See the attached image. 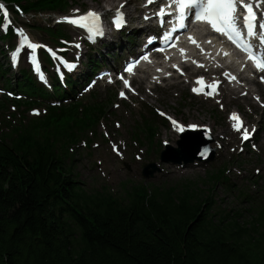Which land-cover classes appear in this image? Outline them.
Listing matches in <instances>:
<instances>
[{
    "label": "trees",
    "instance_id": "16d2710c",
    "mask_svg": "<svg viewBox=\"0 0 264 264\" xmlns=\"http://www.w3.org/2000/svg\"><path fill=\"white\" fill-rule=\"evenodd\" d=\"M58 136L0 145V264H264V206L240 224L197 187L88 194L57 155Z\"/></svg>",
    "mask_w": 264,
    "mask_h": 264
},
{
    "label": "snow or ice",
    "instance_id": "6c2138e0",
    "mask_svg": "<svg viewBox=\"0 0 264 264\" xmlns=\"http://www.w3.org/2000/svg\"><path fill=\"white\" fill-rule=\"evenodd\" d=\"M154 0H147V3L151 4ZM259 3H264V0H259ZM176 6V13L174 14L170 9L172 6ZM123 6H121L122 8ZM166 8L169 11H166ZM0 9L4 11V16H8V10L3 5L0 4ZM195 9L194 15L197 21L205 22L210 25V27L217 33H221L228 38V40L232 41L238 48L245 51L248 55V59L253 61L255 67L264 71V52H261L257 55L255 46L251 43V40L254 36H259V42L264 45V35H260L256 31L257 24V13L255 11L254 0H168V3L162 6L158 12V16L161 18V24L164 23L163 18L165 16L174 17V19L179 23L180 28H185V21L189 18V12ZM79 11L78 9L76 10ZM241 14H243L241 16ZM241 18L243 19V25L240 24ZM64 20L75 24L80 27H84L88 30L89 33H95L98 36L104 35V30L102 27V14L95 11L89 10L87 13L80 15L78 17H63ZM148 19V17H145ZM10 23V21H9ZM126 23L124 18V13L121 9L116 10V14L113 17L114 27L119 30ZM261 29H264V23L259 25ZM175 30V26H173V31ZM17 31L21 35V39L19 41V47L17 51L13 53V59L15 60L20 48H23L25 44H27L28 48L37 49L40 47L39 44L33 43L27 35L24 34L23 29H17ZM155 39V37L149 38V43ZM164 39H171V37L165 33ZM191 39V37H190ZM193 43L196 41L193 39ZM79 47V45H77ZM51 51V50H50ZM163 51V49H160ZM181 52H184V49H181ZM227 55V53H225ZM142 59L147 60L148 56H143ZM35 63V60H34ZM134 63H138L135 61L133 63H129L126 67V71L132 72ZM68 67L71 69H75L77 65L75 63H69ZM174 67H177L174 65ZM225 75H228L225 73ZM123 81L124 85L130 87V83L127 79H124L123 76L120 77ZM230 79H236L235 77H230ZM264 79V77H262ZM197 83L201 85V87L193 88L194 92H201L204 88H209L212 91L208 92L209 95L214 92L219 84V81L212 83L211 85H206L204 78L198 77ZM120 96L124 97L125 92L121 91ZM34 113H38V110H33ZM172 121L173 126L180 132H183L185 129V125L179 124L176 120L169 117ZM231 119L237 121L233 127L239 132L243 127V122L237 113L231 114ZM189 128H196V124L187 125ZM250 136L249 130L247 128L243 129L242 138L244 140H248ZM167 143V141H165ZM255 147V145H253ZM259 171V169L257 170Z\"/></svg>",
    "mask_w": 264,
    "mask_h": 264
},
{
    "label": "rangeland",
    "instance_id": "374dc122",
    "mask_svg": "<svg viewBox=\"0 0 264 264\" xmlns=\"http://www.w3.org/2000/svg\"><path fill=\"white\" fill-rule=\"evenodd\" d=\"M81 1L84 2L86 6L90 7H100L102 3L108 2V0H98L97 3H93L90 0ZM31 22L34 23L35 19H33ZM45 22L46 24H48L50 21L47 18L38 19L36 21V24H38L39 26H45ZM114 43H116L117 48L113 51H116L115 55L117 56L121 53L119 51V45H126V43L123 39L119 38L115 39ZM0 59L3 64L6 63L3 57L0 56ZM176 94V92L171 93L172 99L167 102L165 99H162V102L160 103L159 101H154L153 105L157 106L158 108H161L162 106L164 110L172 114L178 115L177 112H180V117L183 120L189 122L209 123L211 126L213 125L214 127L221 129L225 127L223 117L217 111L215 106L203 104L196 99L184 98L183 95L181 96V98L174 97ZM185 99L186 101H184ZM261 127L264 131V123H262ZM165 136L168 137L167 130L161 129L159 138L162 139ZM261 147L264 152V141L263 143H261ZM99 158H103V164L102 166L96 167L93 162L95 160H98ZM237 159L239 160V164L236 163ZM74 160L76 161L75 171L77 172L79 179L84 184L89 185L93 188H98L100 185H105L106 187L110 188L112 192L115 193L119 189L121 182L127 179L139 181L138 172L140 169V165H138V162H134L135 165L133 167V172L132 174L128 175L121 168V164L117 160L111 158L108 155H105V153L102 152L101 149L91 152L89 156H76L74 157ZM224 160H226L227 162L232 161L233 163L230 165V167L237 168L236 170L231 171L228 174L229 179H231L232 182L235 183L236 188L232 193H227L219 186H217L214 190L213 196L222 210L227 211L230 209L232 211H237V209H240V207L237 202L236 190H251L253 182H251L250 180L254 176V166H256L257 168H264V155L260 157V155L252 154L247 155L245 157L240 156L238 158L231 159L226 157ZM241 161L242 163H240ZM210 167L211 165L206 168L192 167L186 170H181L180 172H174L173 170L167 174H163L160 177L158 175L153 180V183H166L164 185H174L181 180H199V178H202V176L205 174V170ZM239 172H241V176L237 175ZM259 184L261 186V181H259ZM244 215L248 216L249 214L244 213Z\"/></svg>",
    "mask_w": 264,
    "mask_h": 264
},
{
    "label": "bare ground",
    "instance_id": "6f19581e",
    "mask_svg": "<svg viewBox=\"0 0 264 264\" xmlns=\"http://www.w3.org/2000/svg\"><path fill=\"white\" fill-rule=\"evenodd\" d=\"M129 13H130V16H132V13H133V12H132L131 10H129Z\"/></svg>",
    "mask_w": 264,
    "mask_h": 264
}]
</instances>
